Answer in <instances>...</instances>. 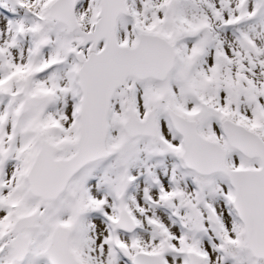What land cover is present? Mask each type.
I'll return each mask as SVG.
<instances>
[{
    "label": "snow or ice",
    "instance_id": "1",
    "mask_svg": "<svg viewBox=\"0 0 264 264\" xmlns=\"http://www.w3.org/2000/svg\"><path fill=\"white\" fill-rule=\"evenodd\" d=\"M0 264H264V0H0Z\"/></svg>",
    "mask_w": 264,
    "mask_h": 264
}]
</instances>
